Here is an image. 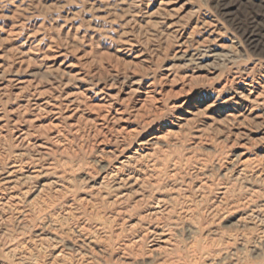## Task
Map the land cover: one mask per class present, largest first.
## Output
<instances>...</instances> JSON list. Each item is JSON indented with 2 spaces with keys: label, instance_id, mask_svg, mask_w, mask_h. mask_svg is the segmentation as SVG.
I'll use <instances>...</instances> for the list:
<instances>
[{
  "label": "rangeland",
  "instance_id": "374dc122",
  "mask_svg": "<svg viewBox=\"0 0 264 264\" xmlns=\"http://www.w3.org/2000/svg\"><path fill=\"white\" fill-rule=\"evenodd\" d=\"M249 3L0 0V264H264Z\"/></svg>",
  "mask_w": 264,
  "mask_h": 264
},
{
  "label": "snow or ice",
  "instance_id": "6c2138e0",
  "mask_svg": "<svg viewBox=\"0 0 264 264\" xmlns=\"http://www.w3.org/2000/svg\"><path fill=\"white\" fill-rule=\"evenodd\" d=\"M245 5L248 6L245 7ZM220 6L225 11L232 13L228 19L235 21L234 26L238 31H243L246 27L250 29L253 25V16L250 13L251 4L249 0H220ZM260 20L264 22V16H261Z\"/></svg>",
  "mask_w": 264,
  "mask_h": 264
}]
</instances>
